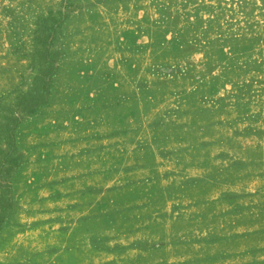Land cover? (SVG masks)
<instances>
[{
  "label": "rangeland",
  "instance_id": "obj_1",
  "mask_svg": "<svg viewBox=\"0 0 264 264\" xmlns=\"http://www.w3.org/2000/svg\"><path fill=\"white\" fill-rule=\"evenodd\" d=\"M62 1L0 0V115L18 118L21 161L0 264H109L205 202L209 239L264 264V0H66L50 100L24 114L34 22Z\"/></svg>",
  "mask_w": 264,
  "mask_h": 264
},
{
  "label": "trees",
  "instance_id": "obj_2",
  "mask_svg": "<svg viewBox=\"0 0 264 264\" xmlns=\"http://www.w3.org/2000/svg\"><path fill=\"white\" fill-rule=\"evenodd\" d=\"M68 4L63 0L60 7L39 16L32 30L31 51L29 53V69L31 85L27 90H14L13 108H18L24 114H34L41 106L46 105L51 97L54 76L58 70V62L66 55L64 43V25L68 18ZM10 104L1 102L0 108H8ZM2 116V117H1ZM0 142H5L6 148L0 147V170L5 167V177L0 183V231L13 216L16 208L15 190L13 184L19 177L21 168L20 155L17 148L16 128L18 118L14 114L0 115Z\"/></svg>",
  "mask_w": 264,
  "mask_h": 264
},
{
  "label": "crops",
  "instance_id": "obj_3",
  "mask_svg": "<svg viewBox=\"0 0 264 264\" xmlns=\"http://www.w3.org/2000/svg\"><path fill=\"white\" fill-rule=\"evenodd\" d=\"M168 201L171 202V207L173 201L176 200L171 198ZM159 205L161 208L165 204L161 201ZM207 207L208 203L205 202L183 208L179 212L181 213L180 216H175L169 231L165 229L161 231L162 234L159 235V239L156 242L137 241L133 246H125L118 252L114 251L112 262L109 264H233V258L242 254L229 253L220 249V245L227 240L225 239L226 236L220 237L210 234L213 239H209L210 228L206 225H208L210 220H217L218 216L213 217L210 215ZM18 212L21 213L22 211L19 210ZM18 212L15 214L16 222L21 221ZM173 212L178 213L174 209ZM35 214L43 213L30 211L26 215L27 219ZM192 227L197 232L192 237L186 238L183 236L177 238L174 236L175 231L180 229L181 231H187L186 228L192 229ZM11 228L13 227L11 226ZM142 231V229H138L132 234L136 237V234L139 233V237ZM9 241L13 246V230L9 233ZM10 255L8 259L3 261L8 264H27V261L21 262V258L13 260V250Z\"/></svg>",
  "mask_w": 264,
  "mask_h": 264
}]
</instances>
